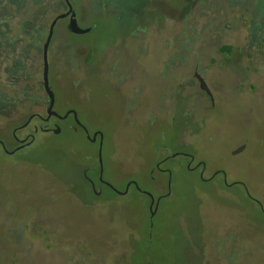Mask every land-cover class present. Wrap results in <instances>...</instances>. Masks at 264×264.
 Returning <instances> with one entry per match:
<instances>
[{"label": "rangeland", "instance_id": "1", "mask_svg": "<svg viewBox=\"0 0 264 264\" xmlns=\"http://www.w3.org/2000/svg\"><path fill=\"white\" fill-rule=\"evenodd\" d=\"M70 2L80 27L92 30L71 34L60 19L49 56L72 45L95 56L76 72L52 65L53 85L79 107L91 136L104 134V180L120 192L136 181L156 197L168 194L151 226L149 199L136 188L94 194L84 169L91 165L97 181L98 148L82 130L39 132L23 150L0 153V264H264V34L251 46L248 32L255 9L264 17V0L236 7L242 27L229 23L231 39L206 45L202 70L230 69L210 73L209 109L191 99L199 89L176 88L192 64L163 61L166 38L178 41L177 25L162 18L147 43L133 39L138 20L148 24L158 15L157 0ZM192 2L169 0L170 15L180 19ZM19 123L0 116V139L10 149ZM181 150L223 170L226 183L222 175L203 181ZM168 155L174 157L162 165L167 171L152 173Z\"/></svg>", "mask_w": 264, "mask_h": 264}, {"label": "flooded vegetation", "instance_id": "2", "mask_svg": "<svg viewBox=\"0 0 264 264\" xmlns=\"http://www.w3.org/2000/svg\"><path fill=\"white\" fill-rule=\"evenodd\" d=\"M100 1L103 6L108 7L107 0ZM253 1L257 4L259 0H242L238 2L231 0H193L194 3L189 4L186 7L185 13L180 19H177L170 15L168 7L172 9V6L169 0H157V4L160 6L158 15L148 24L140 23L138 20V25L132 31V36L138 45H144L150 40L149 30H161L163 28L162 23L159 22L160 19L165 18V23L177 25L180 29L177 32H180V34L176 36L178 41L175 43L173 39L166 38L164 48L167 51V55L163 61L167 65L176 67L186 63L192 64L190 72H188L186 78L176 88L180 92L187 89L189 93L190 89H199L197 91L199 94L196 95L193 94L192 90L191 93L193 95L190 94V97L191 99H196L198 104H202L205 109H209L213 99L201 88L197 75L204 78L214 96L210 73L217 69L222 72H229L230 69H223L220 65H217L202 70L205 47L213 42L214 44H218L219 41L231 39L233 36L228 35L229 27L226 25L232 23L237 30L242 27V20L237 17L235 8L240 4L241 6H246L247 3ZM151 4L150 6H152ZM254 11L253 15L248 17V32L251 46L253 44L256 45V42L260 38H263L264 34H257L264 23L262 9L259 7L258 10L255 9ZM68 12L70 14L61 19H65L66 30L71 34H75L68 28L73 13H75V18L78 22L77 11L70 0H0V116L17 119L21 122L11 131V140L15 147L10 149L9 144L5 140L0 139V153H17L34 143L39 132L50 133L56 127H60V133L64 130V127L73 131L82 130L87 135L88 140L98 148L99 176L97 181L90 176V173L93 172L91 165H86L84 169V178L94 191V194L101 196L104 193V189H108L119 195H124L131 188H136L137 191L145 194L149 199L147 211L150 224L153 226L159 203L168 193H162L157 197L152 194V197L148 192L142 191L136 181H129L125 189L120 192L112 184L104 180L100 163V151L103 156L104 134L97 131L91 136L86 126L79 119V107L70 102L65 90H59L51 81L52 65L62 66L71 72L88 68L95 56L92 49L72 45L64 48L63 51H55L52 58H50L48 48L49 87L54 94L52 112L56 114L50 115L49 113L48 108L51 98L44 80L45 44L53 22L59 16ZM256 19L259 20L258 23H256ZM59 20H57L55 27ZM206 40L207 43L205 42ZM173 44L174 47L172 46ZM222 48L220 47V50ZM219 56L222 57L221 54ZM119 75H113L116 81L119 80ZM59 76V73L54 75L56 78ZM240 85L241 83L238 80V87ZM68 120H72L73 122L69 123ZM31 126H33V130L30 129ZM164 136L165 134L162 133V137ZM181 154L187 158V168L189 170H198L203 181H208L218 175H222L226 183V176L223 170H209L203 160L197 159L184 150L179 151L178 155ZM173 157L168 155L163 159H159L152 173L155 170H158L160 173L167 171L162 168V165L167 159ZM194 162L196 164L192 167ZM207 172H211V175L208 177H206ZM151 179L156 180V177L151 176ZM248 196L251 200L258 203L249 194ZM260 207L264 211L263 205H260Z\"/></svg>", "mask_w": 264, "mask_h": 264}, {"label": "water", "instance_id": "3", "mask_svg": "<svg viewBox=\"0 0 264 264\" xmlns=\"http://www.w3.org/2000/svg\"><path fill=\"white\" fill-rule=\"evenodd\" d=\"M68 14H70L69 12L67 14H63L61 16H59L52 24L51 26V29H50V33H49V37H48V40L45 44V74H44V80H45V86H46V89L48 90L49 94H50V103H49V113L50 115L51 114H56L55 112H52V108H53V105H54V94L53 92L50 90V87H49V78H48V48H49V45H50V42H51V38L53 36V33H54V27H55V24L57 22L58 19H61V18H65L66 16H68ZM68 28L69 30L72 32V33H75V34H85V33H88L90 32L92 29L91 28H81L77 22V19L75 18V13L72 14V18L70 20V23L68 25ZM197 78L200 82V86L203 90H205L213 99V95L206 83V81L204 80L203 77L197 75ZM61 131L60 127H56L53 131V133L55 134H59ZM21 148V147H20ZM244 149V147H241L239 148L236 153H240L242 150ZM100 163H101V166H102V173H103V156H102V152L100 151ZM152 197L153 195L151 193H149Z\"/></svg>", "mask_w": 264, "mask_h": 264}]
</instances>
